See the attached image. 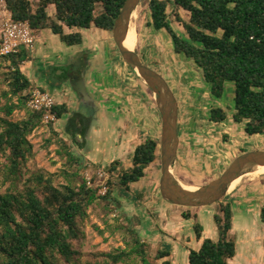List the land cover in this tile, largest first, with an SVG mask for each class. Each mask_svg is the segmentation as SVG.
<instances>
[{
	"label": "trees",
	"instance_id": "16d2710c",
	"mask_svg": "<svg viewBox=\"0 0 264 264\" xmlns=\"http://www.w3.org/2000/svg\"><path fill=\"white\" fill-rule=\"evenodd\" d=\"M124 0H6L14 20L28 21L38 30L49 28L68 46L82 42L80 32H65V28L87 29L94 26L111 31ZM171 5L174 20L184 33L179 34L169 22ZM53 6L54 13L47 9ZM100 10L97 11V7ZM150 25L164 30L171 38L173 50L189 58L202 70L210 93L221 98L226 82L233 83L232 120L245 122L247 135L264 134V0H148ZM179 10L187 14L182 19ZM27 53L0 56L6 67L2 91L5 103L0 107V264H174L170 251L157 249L150 255L148 247L133 228H127L124 248L109 252L83 253V222L87 210L97 201L108 207L118 202L114 186L128 191L132 183L144 176V170L159 154V141L147 138L132 152L131 166L122 171L117 182L108 180L105 193L97 186H88L84 179H75L77 171L62 170L63 183H56L58 174L43 169H29L33 145L28 136L43 125L42 112L27 106L32 83L21 71ZM149 88V87H148ZM150 89V88H149ZM16 98L13 102L12 99ZM15 110H24L25 117L11 120ZM57 119L68 111L65 104L53 107ZM221 107L210 109L209 120L226 119ZM51 137L66 155L67 162L80 164V157L68 150L48 124ZM86 129L84 131V134ZM55 136V138L52 137ZM77 142L79 148L82 143ZM113 164L109 170L114 171ZM214 216L219 238H204L198 249H188V264H227L235 255V241L227 238L232 225V207L219 203ZM259 218L264 223V207ZM195 236L201 228L194 225ZM264 247V240H263ZM264 255V254H263Z\"/></svg>",
	"mask_w": 264,
	"mask_h": 264
},
{
	"label": "rangeland",
	"instance_id": "374dc122",
	"mask_svg": "<svg viewBox=\"0 0 264 264\" xmlns=\"http://www.w3.org/2000/svg\"><path fill=\"white\" fill-rule=\"evenodd\" d=\"M147 1L140 2L131 18L130 26L136 32L133 50L146 66L163 77L180 105L177 119L179 145L173 175L179 183L195 189L217 178L241 153L264 150V134L247 135L244 132L245 122L236 123L232 120L233 83L226 82L222 97H214L203 79L202 70L191 59L174 52L171 38L164 30L157 31L150 25ZM99 10L100 6L97 7V11ZM171 10L170 5L168 20L183 35L184 30L174 20ZM47 12L52 16L53 6H49ZM178 13L182 19L187 18L182 10ZM90 29L96 35L89 29L81 30L84 52L66 57L64 49L68 45L52 34L49 28L41 29L40 40L34 45L32 56L26 58L21 65V71L32 83L30 91L38 88L48 92L56 105L65 104L69 112L67 118L63 116L55 121H45L42 117L43 125L28 136L33 145V157L27 167L58 174L56 183L64 182L65 177L59 174L62 170L70 173L77 171L75 179H84L88 186H97L98 194L103 195L108 188L107 181L117 182L119 174L131 166L130 155L137 144L147 138L160 140L161 119L152 91L124 61H119L137 79L143 81L147 92L151 94L152 102L147 97L143 98V95L139 101L134 93L132 99L135 104L131 100L126 106L114 105V112L107 114L104 119H90L87 149L93 151L88 158L80 160V164L67 162L64 151L55 140L46 145L47 139L51 137L48 124H52L58 137L66 141L68 150L80 157L75 151L81 152L82 147L79 148L67 128L72 121L70 115L80 109L75 103L79 97L74 91L82 93V89L74 84L79 81V75H82L88 63L94 60V57L88 58L86 55L93 51L95 44L92 39L97 40V33L102 32L94 26ZM101 44L97 40V45ZM116 51L114 46V52ZM5 72L6 67L0 65V107L5 103L2 96V91L6 89L3 82ZM109 87V100L125 98L128 92L125 88L131 89V86L122 81ZM12 101L15 102L16 98ZM213 107L224 109L227 115L224 121L215 123L209 120L210 109ZM2 116L0 111V117ZM24 117V110H15L10 119L15 121ZM52 137L55 138L53 135ZM76 140L79 142L78 138ZM111 164L115 167L114 171L109 170ZM159 177L158 156L144 170V176L132 183L128 191L113 187L117 203L111 201L107 207L104 202L97 201L89 207L88 217L82 226V252H109L124 248V241L129 237L127 228H133L146 243L151 256L157 249H167L171 252L169 258L173 262L183 264L186 244L189 247L195 245L194 225H199L201 230L205 229V237L216 241L219 234L214 216L221 215L219 203L229 202L237 210L232 213V225L227 238L235 241L237 249L233 258L227 260V264H246L249 255L254 261L252 264H264V255L260 250L262 248L263 252L264 248V223L259 218L260 209L264 207V174L241 176L221 202L198 208H186L164 201L158 189ZM236 191L239 193L237 198L235 195L232 198ZM170 226L178 229L177 232L172 231Z\"/></svg>",
	"mask_w": 264,
	"mask_h": 264
},
{
	"label": "water",
	"instance_id": "95a60500",
	"mask_svg": "<svg viewBox=\"0 0 264 264\" xmlns=\"http://www.w3.org/2000/svg\"><path fill=\"white\" fill-rule=\"evenodd\" d=\"M141 1L124 0L113 21L111 36L121 59L154 94L155 105L161 119L160 177L158 182L160 196L167 203L186 208L205 207L221 202L236 179L255 168L264 167V150L241 153L230 162L217 178L193 190L183 187L174 177L173 167L179 145L176 99L163 77L146 66L133 49L124 45L131 18Z\"/></svg>",
	"mask_w": 264,
	"mask_h": 264
},
{
	"label": "crops",
	"instance_id": "0c3cea01",
	"mask_svg": "<svg viewBox=\"0 0 264 264\" xmlns=\"http://www.w3.org/2000/svg\"><path fill=\"white\" fill-rule=\"evenodd\" d=\"M91 27L92 26L87 28V30L88 29L91 30L92 34H93V33H95V31L90 29ZM81 30H84V29L80 28V30H79L78 28H72V29L65 28L66 33L80 32V34H81L82 33ZM100 30H102V29H100ZM39 31L40 30H38V31L36 30L35 44L37 43L38 40H40ZM97 34H98L97 40L100 43H102L100 45L102 47L100 48V46L97 45V40L92 39L93 43L95 44L94 47L92 48L93 51L87 53L86 56L88 58L94 57V60L91 63H88V67H86L83 70L82 75H79V79H78L79 84L78 85L82 89V93H80L79 90H77L78 92L74 91V93H75V95H77L79 97V100H77V101L75 100V103L77 105H79L80 109L75 110L73 112V114L70 115V120L72 119V121L69 124V127L67 128L68 132H70L69 135H71L73 137L72 134H74L75 138L76 139L78 138L79 142L83 144V146L81 148V152L75 151L80 156L81 160L88 158L89 155L93 151V150L89 151L87 149V145H88L87 140H89L88 130H89L90 119H95V120L104 119L107 114L114 112L113 111L114 105L116 107L119 105L126 106L131 102V100L135 104L134 99H132V96H134V93H135V96H138L139 101L142 97L141 95H143V98L147 97L149 99V102H152L151 94H150V92H147L145 86L143 85V81H141V79H137L133 75V73L131 71H129V69L126 67V65L124 63L122 64L121 62H119V61L123 62V60L121 59L118 51L114 52V46L115 45L113 43L110 31L102 30L101 33H97ZM94 35H96V33ZM81 36H82V34H81ZM67 48H70V49H67ZM34 50L35 49H33V51L30 54H28L29 58L32 56ZM64 50H65V53H64L65 57L69 56V55L73 56V55H76L80 52H84L82 42L78 45L65 47ZM61 65H63V64H61ZM120 81H122L123 84L131 86V89L125 88V90L128 91L125 94V98L117 97L118 99H116V100H114L113 98L109 100L108 99V97L110 96V93H108V91L110 90L109 86H111V85L114 86V84L119 83ZM123 87H125V86L123 85ZM176 102H177V100H176ZM124 103H125V105H124ZM134 104H132V105H134ZM177 105H178V118H179V113H180L179 106L180 105H179V103H177ZM63 116H66L65 118H67V116H69V112H67ZM85 129H86V132L84 134ZM68 132H66V133H68ZM102 150H104V149H102ZM126 151H127V148H126ZM131 152H132V150H131ZM131 156L132 155H130V157ZM238 194H239L238 191H236L235 193L232 194V198L234 197V195L238 196ZM237 196L235 198H237ZM232 201L234 203L235 199H233ZM235 209H236V207L235 208L232 207L233 212L235 211ZM170 229L172 231H176V232L178 230V229H173L172 226H170ZM205 233H206L205 229L201 230V237L199 239H197L195 234H194V240H195L194 247H192V246L189 247L186 244L184 258L182 260L183 264H188V261H187L188 249H190V248L198 249L202 240L204 238H207V237H205ZM187 241H189L188 238H187ZM262 246H263V237H262ZM236 249H237V245H236ZM260 250H261V254L263 255L264 254V248H263V252H262V248ZM249 253H251V252H249ZM250 256L251 255L247 256L248 260L246 259V264H252L254 262ZM170 257H171V254H170ZM170 260H171V258H170ZM172 263L177 264L173 261H172Z\"/></svg>",
	"mask_w": 264,
	"mask_h": 264
},
{
	"label": "built area",
	"instance_id": "2783aa9c",
	"mask_svg": "<svg viewBox=\"0 0 264 264\" xmlns=\"http://www.w3.org/2000/svg\"><path fill=\"white\" fill-rule=\"evenodd\" d=\"M36 41V29L28 21L14 20L7 7L6 0H0V56L30 54ZM28 107L41 111L45 121L57 119L53 112L56 105L52 96L38 88L30 91Z\"/></svg>",
	"mask_w": 264,
	"mask_h": 264
},
{
	"label": "bare ground",
	"instance_id": "6f19581e",
	"mask_svg": "<svg viewBox=\"0 0 264 264\" xmlns=\"http://www.w3.org/2000/svg\"><path fill=\"white\" fill-rule=\"evenodd\" d=\"M142 7V6H141ZM142 12V11H141ZM135 26V25H134ZM135 42H136V32L134 31V29L129 26L127 34H126V38L124 40V45L129 48V49H133V47L135 46ZM260 174H264V167H258L253 169L252 171L247 172L246 174H244L245 176H257ZM238 181V179H236L230 186V188H232L234 186V184ZM181 184V183H180ZM183 187L188 188L187 186L181 184ZM229 188V189H230ZM194 188L190 189L193 190Z\"/></svg>",
	"mask_w": 264,
	"mask_h": 264
},
{
	"label": "flooded vegetation",
	"instance_id": "af4514ba",
	"mask_svg": "<svg viewBox=\"0 0 264 264\" xmlns=\"http://www.w3.org/2000/svg\"><path fill=\"white\" fill-rule=\"evenodd\" d=\"M74 85H78V82H77V83H75ZM177 128H178V126H177Z\"/></svg>",
	"mask_w": 264,
	"mask_h": 264
}]
</instances>
